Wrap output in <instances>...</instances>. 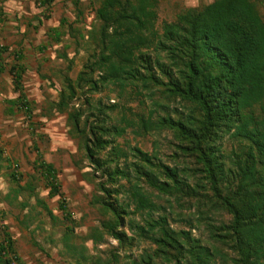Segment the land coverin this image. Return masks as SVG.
<instances>
[{"label": "trees", "instance_id": "obj_1", "mask_svg": "<svg viewBox=\"0 0 264 264\" xmlns=\"http://www.w3.org/2000/svg\"><path fill=\"white\" fill-rule=\"evenodd\" d=\"M263 2L214 0L157 29L158 0L98 1L87 38L91 54L75 81L64 77L51 108L67 115L69 135L91 169L83 179L94 187L89 205L99 225L76 235L56 170L36 165L69 222L60 239L69 264H264ZM19 79L16 73L15 84ZM109 87L141 106L149 101L147 114L92 100ZM18 105L29 116L23 96ZM128 130L170 133L175 156L193 168L170 167L137 146H122L118 140ZM0 161L15 198L32 197L33 182L20 185L18 165L2 152ZM182 201L196 209L206 241L192 235L191 219L188 231L171 227L173 204ZM220 213L228 221L213 219ZM4 218L0 212V264H23ZM107 239L117 246L105 257L86 246L91 241L97 251Z\"/></svg>", "mask_w": 264, "mask_h": 264}, {"label": "crops", "instance_id": "obj_2", "mask_svg": "<svg viewBox=\"0 0 264 264\" xmlns=\"http://www.w3.org/2000/svg\"><path fill=\"white\" fill-rule=\"evenodd\" d=\"M96 8L95 0H0V152L3 159H11L19 166L21 186L30 182L34 185L32 197L23 192L15 198L10 171L0 168V212L5 215L3 223L8 232L14 218L23 236L30 235L27 221L33 219L26 211L30 202L39 209L38 215L42 213L51 220L37 200L43 202L55 218L52 223L56 222L57 211L48 206L44 197L57 200L62 219L59 197H48L49 189L36 168L38 163L51 164L56 170L64 199L66 185L72 182L74 186L81 185L79 179L89 172L82 170V153L77 141L69 135L67 115L52 109L51 104L58 102L64 77L75 81L82 69L83 51L90 50L87 38L96 24ZM16 73L20 75L18 84H15ZM22 96L29 103V116L19 108ZM4 164L0 161V166ZM62 233L56 236L51 232L47 238L58 250L59 261L56 262V258L53 264H69L60 254ZM9 234L17 252L16 241ZM88 242L91 241H87L86 246ZM32 247L46 253L35 241ZM35 253L33 258L37 259ZM24 264L35 262L28 260Z\"/></svg>", "mask_w": 264, "mask_h": 264}, {"label": "rangeland", "instance_id": "obj_3", "mask_svg": "<svg viewBox=\"0 0 264 264\" xmlns=\"http://www.w3.org/2000/svg\"><path fill=\"white\" fill-rule=\"evenodd\" d=\"M98 1L99 0H95L96 7H98ZM213 1L214 0H158V18L156 24L157 29H160L163 23L174 22L176 20V16L183 10L189 8H201L209 3H212ZM259 11L264 19V2L260 4ZM90 54L91 50H89L88 52L87 50L83 51V64ZM91 98H93L92 100L94 102L100 100L103 104L118 103L120 107H126L130 109L132 113L141 112L147 114L149 110V101H146L145 105L141 106L139 105V101L134 97H119L118 92L112 87L105 89L99 94H94ZM118 142L122 146L124 145V143H129L130 146H137L138 148L149 154H155L164 164L170 167L176 166L178 168H193L190 162L186 161L180 156H175V149L173 147L174 141L170 133L163 132L161 134L149 133L146 135H137L133 131L128 130L124 138L119 139ZM224 149L226 152H229L231 150L230 143H228L227 141H225ZM82 170L83 172L91 170L88 162L84 159H82ZM79 181L81 182V185L79 186H77V184L76 186H74L73 182L66 185L64 204L66 205L67 211L71 215L69 221H71L70 224L74 226L76 235L83 236L87 233L89 228L99 225L100 217L97 212L89 205L91 196L94 191L93 185L88 184L83 179H79ZM39 189L40 193H43L44 196L43 187H40ZM44 200L46 201V203H48V206H50L51 209L57 211L56 217L59 219H57L56 222L52 223V221L47 219L46 216L42 213L38 215L39 209L34 206V203L30 202V204H28L26 208L28 215L30 214L33 219L32 221H27V223H30V235L25 234L26 237L23 236V234L21 233L22 228L14 218H11L12 221L9 224V232L12 234L14 241H16L17 254L23 264L28 260L34 261L35 264L55 263L54 261L57 258L56 256L58 250L54 248V244H51L47 241V238L49 239V236H51L49 235V233L51 232L58 236L64 230L63 223L69 224V222H65L64 220H62L63 216L62 219L60 218L61 212L57 210L56 199L50 200L47 197H44ZM173 206L174 211L172 212L169 221L171 227L177 230L188 231L190 229L187 226V220L191 219L192 224L195 226V229L191 231L192 235L196 238L200 237L203 241H206L207 235L204 232V225H200L197 223L199 215L197 214L196 209L192 206V204L187 201H182L179 205L174 203ZM169 210L172 211V209H168V211ZM10 214H12L11 210ZM213 219H215L216 222H226L228 221L229 217L226 214L220 213L213 216ZM36 221L39 223V229H36L38 226L35 223ZM35 225H37L36 228H33ZM34 241L39 247L43 248L46 253H41L39 250L36 251L32 247ZM87 246L92 254L97 252L98 254L100 253L102 257H105L107 255L108 249L111 247H116L117 245L115 241L107 239L105 243L97 246V251L94 250L95 248L93 247V244L91 242H88ZM143 248L144 247L141 245L140 247L134 249L133 252H135L136 254L140 253ZM34 251L36 252L35 254L38 255L37 259L33 258ZM119 253L123 254L121 251ZM25 257L26 260L23 259ZM47 257H49V259H47ZM58 261L59 260L57 258L56 262Z\"/></svg>", "mask_w": 264, "mask_h": 264}, {"label": "built area", "instance_id": "obj_4", "mask_svg": "<svg viewBox=\"0 0 264 264\" xmlns=\"http://www.w3.org/2000/svg\"><path fill=\"white\" fill-rule=\"evenodd\" d=\"M17 169V168H16Z\"/></svg>", "mask_w": 264, "mask_h": 264}]
</instances>
